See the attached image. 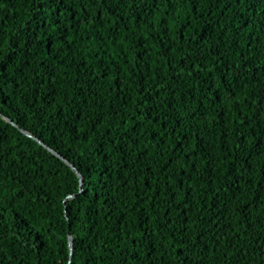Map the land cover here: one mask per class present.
<instances>
[{"label": "trees", "instance_id": "obj_1", "mask_svg": "<svg viewBox=\"0 0 264 264\" xmlns=\"http://www.w3.org/2000/svg\"><path fill=\"white\" fill-rule=\"evenodd\" d=\"M69 262L264 264V0H0V264Z\"/></svg>", "mask_w": 264, "mask_h": 264}, {"label": "water", "instance_id": "obj_2", "mask_svg": "<svg viewBox=\"0 0 264 264\" xmlns=\"http://www.w3.org/2000/svg\"><path fill=\"white\" fill-rule=\"evenodd\" d=\"M6 119V118H5ZM8 120V119H6ZM9 122H11L10 120H8ZM14 125V124H13ZM25 135H27L28 137L30 138H33V135L30 134L29 132L23 130L22 131ZM53 152V151H52ZM56 156H58L59 158H61L67 165H69L72 170H74V172L78 175V178L80 180V190L83 189V186H84V178L83 176L76 170V168L67 160H65L64 158H62L59 154H56L55 152H53ZM74 196H70L69 198H73ZM68 239H69V247H70V252L72 253V250H73V234L71 232V230H69L68 232ZM70 264V262L68 263Z\"/></svg>", "mask_w": 264, "mask_h": 264}]
</instances>
